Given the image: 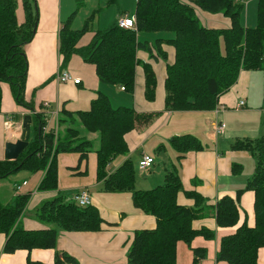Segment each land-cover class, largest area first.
I'll list each match as a JSON object with an SVG mask.
<instances>
[{
    "label": "trees",
    "instance_id": "16d2710c",
    "mask_svg": "<svg viewBox=\"0 0 264 264\" xmlns=\"http://www.w3.org/2000/svg\"><path fill=\"white\" fill-rule=\"evenodd\" d=\"M246 1V0H245ZM118 0H108L107 6ZM25 22L17 21L18 0H0V112L2 109V84L10 86L17 104L31 111V140L29 146L15 161H0V180L23 170L32 174L45 173L40 191L58 190V156L79 154L85 162L95 147L86 135H98L97 180L103 182L109 193H131L134 206L157 219V227L135 233L128 264H177V247L180 242L189 246L194 254V264L205 259V249H193L197 237L215 238V231L199 224L207 208V198L195 190H185L180 176L170 171L165 183L152 190L136 189V174L132 160H127L112 175L108 165L120 156L130 153L129 136L141 125L148 124L152 114H141L134 108L113 107L110 98L98 92L88 111H59V133L45 132L46 115L38 112L25 98L29 63L25 47L35 37L39 12L36 0H24ZM244 4L231 0H137L134 17L136 30L118 26L94 32L92 41L78 48L83 35L90 31L86 24L74 31L69 20L61 30L62 69L73 56H80L94 65L102 84L124 87L133 94L136 88L137 67L145 71V97L156 99L157 76L152 63L141 62L137 52H147L154 62H165V108L168 112L212 111L220 97L239 80L242 71H260L264 74V0L258 2V26H244ZM99 12V11H97ZM200 13L222 16L230 26L210 28L203 25ZM94 17V16H93ZM92 17V18H93ZM172 34L171 39H158L154 43L139 40V34ZM173 51L169 60L168 50ZM264 91V90H263ZM43 107V106H42ZM40 106V108H42ZM264 109V107H263ZM86 133V134H85ZM174 149L182 159L190 152L204 150V145L192 135L174 137ZM236 151L249 152L256 161V170L237 199L223 197L212 206L216 223L221 228L236 226L240 220V197L246 191L255 193V227L244 223L237 232L222 239L218 261L228 264H258L259 250L264 248V138L237 141ZM242 168L241 165H236ZM237 170H235L236 172ZM185 194L195 202L194 207L180 204L179 196ZM31 194L18 196L11 205L0 202V234L7 236L4 252L19 250L55 249L58 231L99 232L104 220L95 206L79 207L75 202L56 198L38 210V217L54 228L25 230L18 225ZM209 207V206H208ZM55 264H78L67 253L56 255Z\"/></svg>",
    "mask_w": 264,
    "mask_h": 264
},
{
    "label": "crops",
    "instance_id": "0c3cea01",
    "mask_svg": "<svg viewBox=\"0 0 264 264\" xmlns=\"http://www.w3.org/2000/svg\"><path fill=\"white\" fill-rule=\"evenodd\" d=\"M23 1L18 0L16 11L19 25L25 22ZM77 1L79 3V0ZM107 1L83 0L82 6L77 8L79 14L76 11L69 17L75 9L74 0H36L39 24L34 39L25 47L29 63L25 98L38 112L47 116V131L59 129V111L62 109L70 112L88 111L98 92L107 95L115 108L129 107L141 114L154 115L148 124L141 125L129 136L130 153L114 159L107 172L109 176L112 175L125 161L131 160V156L138 150H142L140 160L144 156L154 159V164L149 170L151 182L149 187L144 188L152 190L156 188V184H159L157 187L163 185L153 181L157 179V182H162L170 171H175L180 176L185 190H195L207 198V208L203 211L199 224L209 226L216 235L213 240L197 237L193 241V249L207 251L200 264H228L218 261L222 239L234 235L246 222L249 227H255V193L246 191L242 194L238 206L240 220L231 228L217 226L216 212L212 206L225 196L236 200L238 192L246 188L248 180L253 176L251 170L247 173L244 165L247 160L253 159L252 155L246 151H236L233 146L237 141L264 138V125L250 119L253 115L264 113V91L262 90L260 97L254 85L257 80L255 72L260 71H242L237 84L220 97L217 107L212 111L168 112L165 108V63L154 62L145 51H138L137 58L141 62L152 63L155 70L157 90L153 102L145 97V71L142 66L137 67L136 88L133 94L122 91L119 86L102 84L95 66L86 63L80 56H73L68 66L62 69L61 30L69 18L70 27L74 31L83 30L89 22L90 31L82 36L77 46L82 48L92 41L94 32L111 28L121 17L132 16L133 11L135 13L137 0H118V3L112 6H107ZM206 20L210 24L219 22L216 18L206 17ZM243 20L244 26L249 28V20L247 22L245 16ZM171 38L172 34H139V40L150 43ZM164 49L168 50L169 60H173V51L166 46ZM62 71H68L82 82L78 85L62 84L57 80V74ZM2 92L0 161L5 160L6 144L15 143L21 138L24 119L31 115L30 110L17 104L8 84H2ZM241 102H245V105L239 107ZM46 103L49 107H44ZM7 122H11L10 127H7ZM221 122L226 125V129L223 134H218L216 127ZM184 135L199 139L204 145V150L190 152L182 159L178 158L180 154L174 149L172 139ZM164 153L168 156V163L163 162L165 172L162 173L155 170V167L157 157L163 156ZM173 155H177L175 161ZM236 165H241L242 168H237ZM22 173H25L23 178H19ZM58 174V190L48 192L39 190L45 176L42 172H20L2 179L0 202L5 206L11 205L18 196L31 194L18 225L29 231L50 228L57 230L56 226L43 222L38 217V210L56 198L73 202L76 194L88 190L92 197V206L99 209L104 220L101 231L92 233L57 230L55 249L19 250L13 254L4 252L7 236L0 234V264H55L57 253H67L74 257L78 264H128L135 233L156 228L157 219L137 209L131 193H109L104 190L103 182L97 180L96 153L90 154L85 162H80L79 154H60ZM21 180L27 181L28 184L17 194L15 185L21 184ZM179 202L188 207L195 206V202L184 193L179 196ZM177 264H194L193 251L183 242L177 247ZM258 264H264V248L259 250Z\"/></svg>",
    "mask_w": 264,
    "mask_h": 264
},
{
    "label": "rangeland",
    "instance_id": "374dc122",
    "mask_svg": "<svg viewBox=\"0 0 264 264\" xmlns=\"http://www.w3.org/2000/svg\"><path fill=\"white\" fill-rule=\"evenodd\" d=\"M93 1H97V0H93ZM231 1H233L237 5L238 4H244L245 5L244 16L247 19V22L249 20V22H248L249 25L246 24L247 27H249L250 29L257 28V26H258V2H259V0H246V1L245 0H231ZM82 2H83V0H79V3H78L77 0H74L75 9L73 10V12L70 14L69 17H71V15L74 14L76 11L79 14L80 11H78L77 8L79 6H82ZM131 14H132V16H134V11L131 12ZM206 17L214 18V19L216 18L219 22L216 23V24H210L209 22H207ZM200 18H201V21H202L203 25H205L206 27L221 28V27L230 26L229 20L224 18V17H222V16H219V15L218 16H212V15H208L206 13H200ZM226 21L228 22L227 24L225 23ZM163 63H165V62H163ZM255 74H256V79L258 80V81L257 80L254 81V85L257 87V88H255V90L258 91L260 97H262V90H264V74L261 73V72H255ZM116 107L118 108L119 106H116ZM262 107H264V104L262 105ZM250 119L252 121L256 122V123H259L260 125H264V113L253 115V116L250 117ZM54 127H55V124L53 125V128ZM59 130L60 129H58L57 131L54 130L55 136L58 135ZM50 131H52V130H48L47 131V127H46L45 132H50ZM86 136L90 140L94 141V144H95L94 149L92 150V152L89 153V155L90 154H95V151L99 148L98 147L99 146L98 135L95 134V135H86ZM141 154H142V150H138L136 153H134L131 156V158H132L131 160H132V163L134 165V170H135V174H136V189H138V190H150V189L144 188V187H149V184L151 182V180H150L151 173H150V171H148V173H147L146 171H142L140 169L139 164H140V161H141L140 160ZM153 154H155V153H153ZM176 157H177V155H173L174 161L176 160ZM157 158H158L157 161H156L157 166L155 167V170H157L158 172L164 173L165 172V166H164L163 162L168 163V156L164 153L163 156H160V157H157ZM161 158H162V160H161ZM119 162H121V161H119ZM244 165H246V168H247V171H248L247 173L249 174L250 170H251L252 171L251 175H254L253 173H255V170H256V161H255V159L253 158L251 160H247L244 163ZM21 172H26V173L29 174V172L26 171V170H23ZM24 174L25 173H22V175L19 178H23ZM165 177L163 178L162 182H157V179H155L153 181V183H163L164 184ZM23 182H27V181H22L21 183H23ZM157 185H159V184H156V187H157ZM160 185H162V184H160ZM152 189H154V188H152ZM53 226L55 227V225H53Z\"/></svg>",
    "mask_w": 264,
    "mask_h": 264
},
{
    "label": "built area",
    "instance_id": "2783aa9c",
    "mask_svg": "<svg viewBox=\"0 0 264 264\" xmlns=\"http://www.w3.org/2000/svg\"><path fill=\"white\" fill-rule=\"evenodd\" d=\"M118 26L125 30H136L137 28V21L136 17L134 16H124L121 17L118 21ZM57 80L60 81L62 84L74 83L76 85L80 84L82 81L81 79H76L70 74L68 71H62L57 74ZM122 91H125V88H121ZM245 105V102H241L239 107ZM44 107H49V104L46 103ZM58 119V118H57ZM7 127L11 126V122H7ZM226 129V125L221 122L216 127V132L218 134H223ZM154 164V159L149 156H144L140 161L139 167L142 171L148 172ZM28 182H23L21 184L15 185V192L20 194L21 191L25 186H27ZM73 202H75L79 207L87 208L93 205L92 197L88 190H83L76 194L73 198Z\"/></svg>",
    "mask_w": 264,
    "mask_h": 264
},
{
    "label": "water",
    "instance_id": "95a60500",
    "mask_svg": "<svg viewBox=\"0 0 264 264\" xmlns=\"http://www.w3.org/2000/svg\"><path fill=\"white\" fill-rule=\"evenodd\" d=\"M31 126L32 119L31 116L28 115L25 117L23 122V131L21 138L15 143L10 142L6 144L5 160L15 161L26 150V148L30 144Z\"/></svg>",
    "mask_w": 264,
    "mask_h": 264
}]
</instances>
